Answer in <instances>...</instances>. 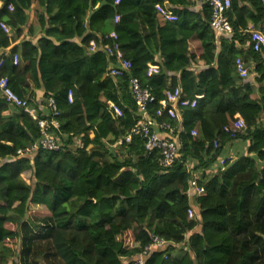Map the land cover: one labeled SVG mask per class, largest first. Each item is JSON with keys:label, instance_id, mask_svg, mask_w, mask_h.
I'll list each match as a JSON object with an SVG mask.
<instances>
[{"label": "trees", "instance_id": "obj_1", "mask_svg": "<svg viewBox=\"0 0 264 264\" xmlns=\"http://www.w3.org/2000/svg\"><path fill=\"white\" fill-rule=\"evenodd\" d=\"M102 1L0 0V23L12 33L0 29V50L10 48L0 78L27 101V80L43 87L45 113L37 115L50 119L46 101L52 99L58 127L48 135L59 145L18 156L40 138L39 128L0 97V264H136L152 235L167 245L143 264H264V61L263 54L237 47L248 39L244 29L264 22V5L230 0L225 15L233 33L216 44L206 4L106 0L99 7ZM163 3L175 20L157 12ZM34 24L43 34L35 43L25 39L36 34ZM111 32L116 40L103 41ZM90 41L116 42L131 62L129 73L106 76L108 60L100 50L87 51ZM238 58L253 62L247 72L253 85L238 75ZM197 63L205 68L194 74L189 68ZM148 65L157 73L147 76ZM129 78L154 97L147 115L172 128L178 150L169 168L139 135L125 141L140 118ZM176 86L182 99L202 96L193 107L177 108L179 120L163 107L165 91ZM235 117L245 129L230 137L222 129ZM234 140L247 143L244 154L215 167L224 143ZM194 176L200 193L191 202ZM29 213L42 216L28 220Z\"/></svg>", "mask_w": 264, "mask_h": 264}, {"label": "built area", "instance_id": "obj_2", "mask_svg": "<svg viewBox=\"0 0 264 264\" xmlns=\"http://www.w3.org/2000/svg\"><path fill=\"white\" fill-rule=\"evenodd\" d=\"M119 0H116L115 3H118ZM192 3L197 4H206L210 8V26L214 33L215 40H218L222 36H231L233 33V28L229 21L226 18V11L230 7V0H190ZM261 4L264 5V0H259ZM8 9L11 10L12 7L8 6ZM155 9L161 16L169 21L175 20V16L168 10H166L163 6L156 5ZM115 20H118L116 17ZM0 29L3 32L8 33V27L3 23H0ZM243 34L248 36L247 41L244 44V48H251L253 52L261 53L264 55V22L257 25L256 27L249 26L248 28L242 31ZM112 39L116 40L115 33L111 32L107 36H104V40ZM102 51L107 60L108 65L106 68V76H109L112 79L123 77L125 74L129 73L131 68V62L124 58L121 50L119 49V45L116 42H112V44H104L98 45L95 41H90L87 47V51L89 53H94L96 51ZM5 55L0 56V68L4 63ZM12 63L14 65L18 64V55H12ZM236 71L238 75L242 78L247 76V69L245 68L241 59H237L236 62ZM158 71V67L156 65H148L146 74L150 76L152 74H156ZM128 86L132 97L134 98L137 104V112L140 115L137 123L130 130L129 134L125 137V141L128 142L130 140L131 135H139L144 140V148L146 151H154L156 150L159 154V165L162 168H169L175 161L177 156V144L172 139V128L169 123L166 121L156 122L146 113V108L148 104L154 101V97L151 93L142 88L135 78H129ZM165 103L163 107L165 108V112L168 117L172 119L179 120V114L177 111L178 107L190 106L193 107L195 105V99L198 98L195 96V99H182L181 98V90L179 86H176L173 90L165 91ZM0 97L2 100L10 107H13L22 113L27 114L33 121L36 122L40 138L36 143L26 148L25 150H18L16 153L18 156L27 155L33 157L35 152L39 149L56 151L59 149L58 143H56L49 135L48 130L50 128L56 129L58 127L57 122L54 117L57 115V111L52 99H48L46 101V106L49 110L50 119H42L39 118L35 108L30 106L26 99L18 97L9 87L7 78H0ZM68 102H71V95L68 92L67 94ZM113 112L116 116H121L120 110L111 105ZM159 114V112L157 113ZM245 129L244 121L235 117L234 121L231 124V127L224 126L223 132L228 134L230 137H235L236 134L241 133ZM196 130L191 131L192 136H196ZM212 149H216L218 147V142L216 139L211 142ZM195 179H192L189 184L188 195H193ZM199 191H197L198 193ZM200 193V192H199ZM187 217L189 219L195 216L194 209L189 206L187 209ZM167 245V242L158 236L152 235L150 238V242L143 248V250L138 255L135 263L143 264L144 258L148 256L154 250H162Z\"/></svg>", "mask_w": 264, "mask_h": 264}, {"label": "crops", "instance_id": "obj_3", "mask_svg": "<svg viewBox=\"0 0 264 264\" xmlns=\"http://www.w3.org/2000/svg\"><path fill=\"white\" fill-rule=\"evenodd\" d=\"M1 5V3H0ZM166 10L170 11V7L166 4L163 3L162 5ZM200 5L196 4L194 5V9H199ZM171 12V11H170ZM88 16V15H87ZM87 19V18H86ZM34 29H35V35L34 36H26L25 39H29L31 40L33 43L36 42L37 39H39L40 37L43 36L42 33L38 32V27L35 26L34 24ZM13 32V31H12ZM10 34H12L11 32H8ZM219 40V39H218ZM218 40H216V44L218 43ZM81 41V38H74L72 39V42L79 44ZM237 44V43H236ZM12 46V45H11ZM238 48H242L245 50L244 45H238ZM9 49H1L0 53L1 55H5L7 56L9 54ZM263 61H264V55H262ZM241 61L243 62L245 68L247 69V72L252 70L253 68V62H246L243 58H240ZM205 68V66H203L202 63H197V64H192L189 68V70L191 69V71H193L194 74H197L198 72H200L201 70H203ZM174 78H178V74H175L173 76ZM242 78V77H241ZM244 80V82H248L250 84H254L253 80H254V74L253 72H251L250 74H247L246 77L242 78ZM25 97L28 98V103L30 104V106H32L33 108H35L36 112H40L41 115H44L45 113V107H44V99L43 97V87L40 85L39 87L35 86L34 83L31 80H27V82L25 83ZM255 87H257L255 85ZM198 98H201V95H197ZM5 114H7V112H5ZM246 144L244 140H234V141H227L224 143L223 145V153L224 155L219 159V162L215 163V167L221 166L222 167V162L223 159H225L224 157H230L231 159L236 158L238 155L240 154H244L245 149H246ZM2 163V160H0V164ZM193 179L196 180V176L193 177ZM197 191L194 190L193 195L189 196L190 201L192 202V200L195 198V196H197Z\"/></svg>", "mask_w": 264, "mask_h": 264}, {"label": "rangeland", "instance_id": "obj_4", "mask_svg": "<svg viewBox=\"0 0 264 264\" xmlns=\"http://www.w3.org/2000/svg\"><path fill=\"white\" fill-rule=\"evenodd\" d=\"M22 178L24 179V180H26L27 182H29V183H31L32 184V176H31V173H30V171H24V172H22ZM35 216H42V215H40V214H34V213H29L27 216H26V219H28V220H34V219H32V218H34ZM39 264H45L43 261H40L39 262Z\"/></svg>", "mask_w": 264, "mask_h": 264}, {"label": "water", "instance_id": "obj_5", "mask_svg": "<svg viewBox=\"0 0 264 264\" xmlns=\"http://www.w3.org/2000/svg\"><path fill=\"white\" fill-rule=\"evenodd\" d=\"M106 4V0H103L102 2H101V4L99 5V7H102L103 5H105ZM93 14V11H92V9H91V7L89 8V11H88V16H87V20H89V18L91 17V15Z\"/></svg>", "mask_w": 264, "mask_h": 264}]
</instances>
